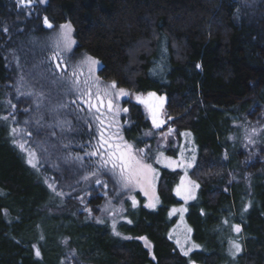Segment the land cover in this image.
<instances>
[{
	"label": "trees",
	"instance_id": "trees-1",
	"mask_svg": "<svg viewBox=\"0 0 264 264\" xmlns=\"http://www.w3.org/2000/svg\"><path fill=\"white\" fill-rule=\"evenodd\" d=\"M242 2L251 7L246 12L250 20L243 18ZM39 9L52 24L71 23L76 48L100 61V77L135 94L147 89L164 94L171 126L193 134L198 153L189 176L199 191L186 217L201 249L183 256L166 237L167 209L179 204L173 195L179 171L160 170L155 188L160 205L155 210L136 208L131 223L117 227L132 238L121 239L106 225L92 226L94 220L84 219L82 211L75 219L68 210L73 205L66 208V198L49 187L93 192L95 174L100 189L105 183L112 189L111 165L102 169L98 157L86 155L98 140L91 121V128L83 125L88 129L84 135L90 136L85 150L75 133L65 138L50 128L34 131L30 144L39 164L33 167L0 119V264H264V159L254 161L248 189L240 164L245 154L235 148L238 142L228 139L234 122L253 118L264 107V0H47ZM9 10L7 0H0V90L13 82L16 72L5 57V44L20 21L11 20ZM161 46L167 50L166 84H157L148 74ZM127 104L129 121L149 128L139 104ZM81 108L86 114L85 105ZM1 113L6 111L0 108ZM121 132L128 143L141 133L125 126ZM259 156L264 158V148ZM102 198L91 197L90 213H97L94 202ZM79 221L85 224L70 238L64 225ZM233 222L241 229L242 251L228 259L226 239ZM51 224L69 239L50 242L46 231ZM39 232H46L44 242H37ZM137 237L151 243L152 257Z\"/></svg>",
	"mask_w": 264,
	"mask_h": 264
},
{
	"label": "rangeland",
	"instance_id": "rangeland-1",
	"mask_svg": "<svg viewBox=\"0 0 264 264\" xmlns=\"http://www.w3.org/2000/svg\"><path fill=\"white\" fill-rule=\"evenodd\" d=\"M46 1L47 0H45L44 3H39L37 0L31 8H25L19 7L17 5V0H7L10 8L9 11L11 12V20H14L16 23L20 21V26L15 29L14 36L9 39V45L5 44V57L9 58V61L12 63L11 66H13L16 71L11 81L16 83L17 87L13 89V82L10 83L8 81L7 85H4L0 90V108L6 111V113H1L0 117H7V120H5L7 122L6 126L9 128L8 134L12 137L13 143L19 151L22 152L24 160L32 166V164L28 162L29 159H32L36 167L39 164V158L33 150V146L30 144L34 142H31L32 137L30 136L34 131L50 128L54 133H61L65 138H69L71 134L75 133L78 136V141H80L83 146V150H85L87 146L90 145V136L89 134L86 136L84 135V132L88 133V129L83 128V125L86 124V126H88L87 128H90L89 125L92 124V126L96 128V122H94L93 116L89 113L87 107L85 106V110L88 116L84 112L81 113L80 107L82 104H79V102L77 104L72 103L73 100L77 99L78 93L75 90L76 86L71 82L70 76L58 71L56 69V62L51 59L54 51L53 44L59 33V25L68 22L52 24L49 21L53 27L47 28L43 23V19L46 16L39 9L45 6ZM242 8L243 18L250 20V16L246 17V12L250 13L251 7L247 3L242 2ZM20 18L23 19L20 20ZM72 36L74 39L73 33ZM166 52V47L161 46L159 54L153 58L148 68L149 78L157 82V84L158 82L165 84L167 82L166 75L169 72V66L166 60ZM62 55L65 64L61 65V67H66L67 73H71L75 65H77L85 55L89 54L82 50H78L75 44L70 52H64ZM100 66L101 64L97 66L92 78H98L100 82L99 87L103 89L112 81H106L99 76L98 70ZM83 72L84 75L81 76V81L88 78L86 68L83 69ZM79 87L83 89V83H81ZM92 90L95 91V86H93ZM126 91L131 95L130 91ZM150 91L153 90L147 89L145 93ZM13 105H15V107H13ZM116 105H118L120 109H125L123 106L124 103H117ZM259 114L254 115L253 118L243 117L241 120L234 122L232 133L228 136L230 142H238V147L236 148H241V151L245 154V156L241 158L240 164L243 166V171L241 173L243 177L242 180L246 183L248 189H250V183L252 181V178H250L252 175L251 171H255V168L254 170L252 169V167L256 166L254 161L258 158L259 161L264 159L262 156H259L260 149L264 148V124L262 122V119H264V107ZM127 116V112L121 111L118 117L120 135L123 136L121 131L124 126L127 129L134 127L135 131H141V133L136 136L137 141H131L129 144L133 145L134 150L142 149V155L145 161L156 169L158 175L156 176L154 187L156 188L157 186V180L161 169L180 172L177 183L173 188V195L179 200V204L170 206L167 209L166 216L169 225L166 230V237L173 243L175 250H178L183 256L185 255L181 251V246H183L185 250L192 248L189 254L200 250L201 247L193 240L192 228L186 217L189 205L196 201L199 191V185L189 176V171L194 167L198 153L193 134L185 130L179 131L175 126H171L170 124V128L173 129L171 134L168 128L165 133L161 131L162 128L154 130L149 127L144 130L141 128L142 125L138 123L134 124V121L130 122ZM1 121L2 120H0V122ZM13 128L18 129V131L13 133ZM112 130L115 131L114 129ZM95 133L98 134L97 130H95ZM82 135L84 136L81 137ZM52 138L56 139V135L52 136ZM20 145H23V148H21ZM37 145L41 146L42 144L39 142ZM32 152L35 153L34 157L30 156ZM182 152L185 165L190 163L192 165L191 167H165L164 157L179 161ZM161 153H163V157L160 156ZM193 156L195 159H193ZM157 158H160L162 162L156 163ZM95 160L100 163L98 158ZM102 169L105 168L103 167ZM70 170L71 175H73V169L71 168ZM256 171L257 173L260 172L258 166ZM109 172L114 180L112 189L110 187H104V185L100 189L96 183L97 180H100V177L98 179V175L92 177L94 185H97V188L93 189V192L89 190H79V192L76 193L77 190L73 191V189L70 191H56L53 186L50 189L62 200L66 198V208L73 205L68 210H73L72 216H76L74 217L75 219H78L76 213L82 211L84 212V219L94 220L92 226L98 227L100 224H103L106 225L113 236L118 232L119 235H116L118 238L126 239V237H129L131 239L132 237L118 231L117 227L119 223H129V221H131L130 215H132L134 210L139 206L146 207L149 210H155L160 205V200L158 198V201H150L149 196H145L144 192L141 191L139 187L131 189L123 188L118 182L117 176L113 175L110 169ZM100 176L103 177V174ZM181 177H185V186L190 190L191 195L195 197L194 199L188 198L187 202L185 198L176 194V188L181 183ZM236 179L238 180L237 176ZM188 181L193 182V184H188ZM193 185H198V187H194ZM94 192L96 193L94 194ZM96 194L103 198L98 201V203L94 202V206L97 208L95 211H97V213L93 214V212L90 213L91 207L89 202H91V197ZM182 195H184V193H182ZM155 196L158 197L156 190ZM132 198H135L137 201L135 207H133ZM152 202L155 203V207L146 206ZM174 208H185L187 210L183 213L177 211L172 214V209ZM82 224L85 223L79 221L70 224L69 227L67 225L64 226L68 228L70 236H74L77 229L82 228ZM113 224H115V231L113 230ZM234 226H237V223H232V233L228 237V242L226 239L227 245L225 252L228 259H235L242 251V236L240 232L237 233L234 231ZM59 228L60 227L54 226L53 224L47 227L46 232L50 234V242L59 244L69 239L67 234L59 233ZM188 229L191 231H188ZM50 231H53V233H50ZM46 232L38 233L37 242H44L46 240ZM70 238H72V236ZM141 238L145 237H137L136 239L140 241L143 248L146 249L152 257L151 243L147 240L149 246L146 247L145 240ZM177 240L180 241V245L177 244ZM231 242H236L241 245V251L239 253L235 255L232 254L235 252V249L232 247ZM193 245H198L199 247L193 248ZM35 247H37L36 244ZM73 250L74 248L71 247L70 251ZM189 254L186 257H188Z\"/></svg>",
	"mask_w": 264,
	"mask_h": 264
},
{
	"label": "snow or ice",
	"instance_id": "snow-or-ice-1",
	"mask_svg": "<svg viewBox=\"0 0 264 264\" xmlns=\"http://www.w3.org/2000/svg\"><path fill=\"white\" fill-rule=\"evenodd\" d=\"M37 0H17V5L19 7L31 8V6L36 3ZM39 3H44L45 0H38ZM43 23L47 28H52L53 25L49 22L47 17H44ZM74 29L71 23H65L59 25V33L57 39L53 44V55L51 59L56 62V69L62 74L69 75L71 82L76 86L75 90L78 93L77 99L73 100L72 103L83 104L87 107L89 113L92 114L94 122H96V130L98 133L97 143L92 145L93 151L86 153L91 157H98L101 163V166L108 168L111 165L110 171L113 175L117 176L118 182L125 189H131L139 187L141 191L144 192L145 196H149L150 201H158V197L155 196V187L154 182L158 173L156 169L149 163H147L142 155L143 150H134L133 145L129 144L124 140L123 136L119 132V120L121 111L127 112L128 109H120L118 105L114 103V98L128 96L129 93L123 89L118 88L116 81H112L110 84L106 85L103 89L99 87L98 78H92L93 73H95L97 66L100 64V61L95 59L92 56L85 55L84 58L72 69L71 73H67L66 67L62 68L61 65L65 64L63 59L64 52H70L73 46L76 44V41L73 39L72 33ZM197 68H200V65H196ZM87 69L88 78L81 81V76L84 75L83 69ZM83 83L84 87L81 89L79 85ZM95 86V91L92 90ZM137 100L144 104L147 108L153 126L159 128L163 121L159 119V111L163 106L164 97H157L156 93H148L147 98L142 96H137ZM78 104V106H79ZM15 107V105H13ZM81 111L84 109L81 108ZM0 119L7 120V117H0ZM91 128V125H89ZM115 129V131H112ZM18 129L13 128L12 132L16 133ZM173 130L169 129L171 134ZM23 148V145H20ZM31 157L35 156V153H30ZM163 157V153L160 154ZM80 159V157H77ZM165 167H191L189 163L185 165L183 160V152L181 153V159L179 161L172 160L170 158L164 157ZM193 159L195 157L193 156ZM32 164L33 167L36 165L33 163L32 159L28 161ZM161 159L157 158L156 163H161ZM95 175V174H93ZM87 179V177H85ZM97 184H101L100 180L96 181ZM188 184H193V182L188 181ZM185 177H181V183L176 188V194L185 198L187 202L188 198L194 199L195 197L191 195L189 189L186 188ZM198 187V185H193ZM52 187V185H49ZM104 187H107V184H104ZM184 193V195H182ZM137 201L135 198H132L133 207L136 206ZM147 207H155V203H149ZM187 209H172V214L179 211L180 213L185 212ZM131 223V221H129ZM113 230L115 231V224H113ZM240 227L234 226V231L237 233L240 232ZM188 231H191L188 229ZM119 235L118 232L115 233ZM126 239H130L126 237ZM145 240V246L148 247V242L146 238H141ZM232 247L235 249V252L232 253L235 255L241 251V245L236 242H231ZM177 244L180 245V241L177 240ZM193 248L199 247L198 245H193ZM181 251L185 256L192 251V248L187 250L181 246ZM37 257L40 256L39 250L36 251Z\"/></svg>",
	"mask_w": 264,
	"mask_h": 264
},
{
	"label": "water",
	"instance_id": "water-1",
	"mask_svg": "<svg viewBox=\"0 0 264 264\" xmlns=\"http://www.w3.org/2000/svg\"><path fill=\"white\" fill-rule=\"evenodd\" d=\"M151 92H152V91H151ZM148 93H150V92H148ZM148 93L145 94V95L142 96V97L147 98ZM154 93H155V92H154ZM156 96H157V97H164L163 106H162V108H160V111H159V119H160L161 121H163V123L161 124V126H160L159 128H156V127L153 126L151 116H150V114H149L147 108L145 107V105L142 104V103H140L139 101H138V103L140 104V106H141L143 109L146 110L147 115H148V121H149V123L151 124V126H153L155 129H160V128H162L163 126H165V125L167 124V122L164 121L163 118L160 117V115H161V113H162V110H163V108H164V105H165V96H159L157 93H156ZM171 120H172V118H169V119H168V121H171ZM172 130H173V129H172Z\"/></svg>",
	"mask_w": 264,
	"mask_h": 264
},
{
	"label": "flooded vegetation",
	"instance_id": "flooded-vegetation-1",
	"mask_svg": "<svg viewBox=\"0 0 264 264\" xmlns=\"http://www.w3.org/2000/svg\"><path fill=\"white\" fill-rule=\"evenodd\" d=\"M131 100V95H128V96H125V97H119V98H114V103L115 104H117V103H121V104H123L124 103V107H125V109H128V102ZM161 118H164L165 119V121H166V117H165V114H161V116H160ZM170 124V123H169ZM169 124H167L166 126H164L162 129H161V131L163 132V133H165V131L167 130V128H168V126H169Z\"/></svg>",
	"mask_w": 264,
	"mask_h": 264
},
{
	"label": "bare ground",
	"instance_id": "bare-ground-1",
	"mask_svg": "<svg viewBox=\"0 0 264 264\" xmlns=\"http://www.w3.org/2000/svg\"><path fill=\"white\" fill-rule=\"evenodd\" d=\"M159 96H165L164 94H158ZM166 97V96H165ZM236 148V147H235Z\"/></svg>",
	"mask_w": 264,
	"mask_h": 264
}]
</instances>
